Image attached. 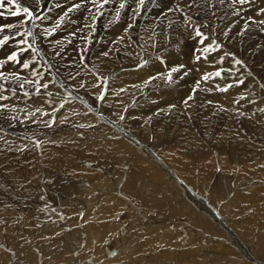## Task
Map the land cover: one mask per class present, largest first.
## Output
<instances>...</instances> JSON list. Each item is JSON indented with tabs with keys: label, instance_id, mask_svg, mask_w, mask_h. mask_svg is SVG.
<instances>
[{
	"label": "bare ground",
	"instance_id": "1",
	"mask_svg": "<svg viewBox=\"0 0 264 264\" xmlns=\"http://www.w3.org/2000/svg\"><path fill=\"white\" fill-rule=\"evenodd\" d=\"M17 7L28 8L32 16L22 10L12 15ZM0 13V40L8 37L0 44V198H31L26 193L33 188L34 194L46 198L44 191L57 189L63 181L79 189L70 199L74 206L81 204L79 198H85L81 196L83 191L98 193L99 189L108 190L99 193L106 203L109 201L105 198H119L111 194L117 190L116 181L110 185L116 176L124 174V188L132 182L127 177L131 171L126 169L130 168L135 183L128 193L119 195L124 201L116 199L120 202L115 206L108 203L115 211L112 215L119 217L120 204L128 203L125 211L150 214L147 222L169 221L172 229L169 226L165 232L170 242L162 246L169 249L161 251L152 244L155 236L163 235L158 232L163 228L158 227L153 234L126 240L127 247L138 248L131 255L123 256L119 248H110L115 252H109L112 258L107 259L108 250L100 244L91 246L87 233L83 235L85 246L96 261L148 264L146 256L151 258L149 261L160 256L161 264H174L177 253L187 256L207 250L204 244L185 245L194 240L183 231V223L201 233L209 227L205 219L193 222V214L186 211L188 207L184 208V200L176 196L175 187L191 186L197 172L202 182L213 185L201 182L204 186L193 185V191H208L209 198H213L221 183H243V175L238 174L241 169L237 173L234 168L245 169L255 159H261L264 165V95L256 86L261 85L264 91V0H15L12 4L5 0ZM77 38L90 44L76 45ZM13 53L17 54L15 61L8 59ZM195 55L201 58L193 62ZM173 67L179 71L169 82L167 73ZM217 71L220 76L203 79ZM224 88L227 91L220 90ZM102 92L104 98L99 99ZM223 104L225 111L220 109ZM203 139H211V144ZM256 146L261 150L252 158ZM237 155L243 159L238 160ZM81 169L113 172L105 178L106 184L92 183L91 175L67 177L66 172ZM260 170L258 176H263L264 170ZM165 185H174L171 202L158 200L168 198ZM239 194L235 197L242 198L253 210L254 200L250 198L257 196ZM146 198L154 208L164 209L166 204L168 215H158L160 209L155 214L150 212ZM89 199L84 200L85 206H89ZM60 210L55 207V212ZM11 211L4 209L5 217L0 215L4 219L0 224V264L53 262L60 255L52 254L57 241L52 242L51 235L41 239L43 242L35 238L37 231L29 220L33 209H18L22 218L28 219L22 222H16L15 215L8 214ZM11 215V221L23 229L21 239L13 243V233L7 230L10 239L2 234L5 226L8 229L10 220L6 219ZM49 215L47 211L45 218ZM222 215L227 220V206ZM213 218L223 222L219 215ZM46 223L44 229L41 226L43 234H51L55 225L67 228L59 240L63 248L58 259L61 264H70L67 254L71 246L78 244L76 232L63 221ZM17 225L12 224V228L18 230ZM231 229L228 232L239 243L241 238H236ZM222 236L217 238L229 244ZM199 241L205 243L195 240L197 244ZM32 244L40 248L38 258L37 251L27 249ZM83 254L71 264H84L87 254ZM115 255L118 257L114 259ZM216 258V262L224 259L219 255ZM251 259L255 264H264L256 257ZM125 260L127 263L122 262Z\"/></svg>",
	"mask_w": 264,
	"mask_h": 264
},
{
	"label": "rangeland",
	"instance_id": "2",
	"mask_svg": "<svg viewBox=\"0 0 264 264\" xmlns=\"http://www.w3.org/2000/svg\"><path fill=\"white\" fill-rule=\"evenodd\" d=\"M236 15H238V12ZM250 22H251V19H250ZM79 40H82V39L79 38L76 41L77 43L75 42L74 44H76V45L77 44L81 45L82 43L87 44V45L90 44V42H87V41L80 42ZM196 58H197V55L194 56L193 62L196 60ZM98 60H99V58H97L96 62ZM187 73H185V74L187 75ZM190 77H191V79H193L194 76L191 74ZM101 80L105 81L103 79H101ZM241 81H243V79ZM238 84L240 85V82ZM256 86H258V90L260 91V93L262 95H264V91L262 90L263 89L262 86L261 85H256ZM208 102L209 101H207V103ZM207 103L205 102L206 106H207ZM222 106H223V108H222ZM89 107H90V105H89ZM220 109L221 110L223 109V111H225L226 110L225 105L224 104L221 105ZM198 110H199V112L201 111L199 109V107H198ZM223 120H224V115H223ZM113 123H116V122H113ZM233 130L236 131V128H233ZM262 130H264V129L262 128ZM209 140H211V139H208V140L203 139V142L205 141V143L207 142V144H211L210 143L211 141H209ZM197 141L201 142L202 140H197ZM255 149H256V151H254L253 155H251L252 158L257 156L261 150V148H259L258 146H256ZM263 154H264V151H263ZM237 159L241 160L243 158L240 157L239 155H237ZM260 162H261V159H255V160H253L252 164L251 163H250V165L246 164L245 169H247L248 171L245 170L244 168H241V166H239L240 168H237V167L234 168L237 173H238V170L241 169V170H239L238 174L240 175V177L243 175L241 177V179H243L242 180L243 183L241 185H236V186L233 184L230 185V184L221 183L220 184L221 187L219 186V188H217V190L215 191V193L213 195V198H209L208 191H206V192L202 191V193H197L196 191H193L192 186L198 185L199 183L202 185V187L204 186L203 184H206V183L213 185L210 181L209 182L208 181L202 182L203 178L200 174L198 175L197 172H194L195 178H194V180H192L191 186H188V187L183 186L182 189H181V187H175V189H176L175 191L177 194L176 196L179 197L178 199L184 200V202H183L184 208L188 207V209L186 211L191 212L193 214L191 216V219L193 220V222L196 220H199V219H205L209 228H208V230L205 229V232L201 233L196 228H194V230L190 229V228H186L187 223H183V228H182L183 231L191 234L192 239L194 240V243L188 245L186 242L185 245H187L189 247L192 245L197 246V245L204 244L205 246H207V250L205 249L204 251H194L193 253H189L187 256H183L182 254L177 253L174 257V262L176 261L174 264H242V263L243 264H255L253 262V260L251 259V257H256L257 259L264 262V175L258 176V173H259L258 170L261 169L260 171H263L264 165L260 164ZM87 165L89 166V164H87ZM114 167H117V165L115 163H114ZM123 169H125V167ZM126 170L131 171L130 173L129 172L127 173L128 174L127 177H129L130 181L134 182V180L131 178L132 169L127 168ZM81 171H78V172L77 171H75V172L68 171V172H66V174H67L68 178L69 177L73 178L74 175L76 177L77 174H84V176L91 175V178L89 180L92 183L94 182V184H95L96 182L98 183L101 181L102 183L106 184L105 178L109 179V175H111L113 172V171H111V172L109 171L108 173L102 172V171L99 172L98 170H93L92 172H90V171L87 172L86 170H82V169H81ZM94 171L95 172L98 171V172L95 173ZM71 172H73V173H71ZM245 173H247V174H245ZM231 174H233V173H231ZM191 176L194 177L193 175H191ZM124 177H125L124 174L122 176H116V178L110 182V185L112 186V184L116 181L114 183V186H117V190H116V192H111V194L114 193V195L116 197H119V198H105V199H108V201H109L106 203H104V200H101V198H103V196H102V194H99V193H105L108 190L107 189H99V190H97L98 193H87L86 191H83L81 193V196L85 197V198H79L81 201V204H77L78 206H76V205L74 206V203L71 202L70 199H74L71 197H74L79 192V189H77L76 186H70L68 183H65V182L63 183V181H60L59 183H61L63 187L59 184L57 186L58 187L57 189L51 188L52 190H50L48 193L46 191H44V194L47 196L46 198H42V195L40 197V193L34 194V192H36L35 188H33L31 192L26 193V195L31 197V198H0V209H1L0 215L4 218L5 217V216H3L4 209H5V211L6 210H9V211L12 210L8 214H10V213L14 214L16 217V222H19V220H20V222H22V220L28 221V219L22 218L24 216L20 211H18V209L20 208L21 211H22V208L23 209L24 208L25 209H33V215L32 214L29 215V220L31 221V228H33L34 231H37L36 232L37 235L35 236V238L38 240H41V239H44L46 237V235H51L50 240H52V242L54 241V243H56V241H57V243L52 247V254H56V255H59V254L62 255V248L63 247H62V244L60 243L59 240L61 239V237L63 235H65V232H63V231L66 230L67 228L64 225H58V226L55 225V226H53L54 230L51 234H46L45 231L43 234L40 232L41 226L43 225V229H44V227L47 224L46 223L47 220H49V223L54 221L55 224L57 222L60 224L63 221L67 225V227L69 226L70 230L72 229L76 232V236L79 238L78 244L74 247L71 246L69 248L70 251L67 254V258H69L70 264L74 263V261L77 260L76 259L77 256L81 255L83 252H84V254H83L84 256L87 254L84 257V261H83L84 264H101L99 261H96V256H94L91 253L90 249L87 248V246H85L86 239L83 238V235H85L87 233L90 234L91 240L93 241V242L90 241L91 246H95V245L98 246L100 244L108 250V252L105 253V255H106L105 257L107 259H108V257H109V259L112 258L111 256H109V252H110L109 249L110 248H119L120 249L119 254H120V252H123V256H124V254L125 255H131L132 252L136 251L138 248L127 247L126 246V244H127L126 240L130 237H133V236L135 237V235L140 236L143 233L153 234V231L157 232L159 230L158 227L163 228V229L158 231V232L162 233L163 235H161L159 237L155 236L154 241L151 240V242L158 250H161V251L162 250H168L169 249L168 247L164 248L162 246H163V244H167L170 242V240L166 241L167 234L165 232L169 226H170L169 228H171L172 224L169 221L158 220L155 222H147L146 218L150 214H147V215L142 214L140 216V215H138V212L136 210H131V211L128 210L126 212L125 206L128 207V203L120 204L119 211H118L119 217H114L112 215L115 211L113 212V210L109 207V205L113 202L111 204V206H115L117 203L120 202V201L115 202L116 199L117 200L121 199L122 201H124L125 198H122L119 195H122L121 193H128V191L131 190V186H133V183L131 182L124 188L123 187V185H125ZM251 179H253V180H251ZM247 181H249V182H247ZM101 182L98 184H101ZM184 182L186 183V181H184ZM139 183H140V180H139L138 184ZM187 184H188V182H187ZM150 187L151 186H149L148 188H150ZM206 189H208V188H206ZM53 190L55 191V193ZM73 191H75V193ZM164 191L168 192V198H158V200L161 202H168V201L171 202L173 199V194H174V185H169V186L165 185ZM239 192H240V194H239L240 196L242 194H244V195L250 194L251 197L254 194H255V196H257V198H250V199L254 200L253 210L252 209L249 210V206L246 204L247 202L245 203L242 198H236L235 197L236 194ZM227 193H229L228 196H225V194H227ZM62 196H63V198H60ZM88 196L90 197V199L88 198ZM43 199H45V200H43ZM55 199H57V200H55ZM88 199H89V206L88 205L85 206L84 200H88ZM42 200L44 201V204H43ZM51 200L52 201L54 200L55 203H54V201L51 202ZM75 200L77 202L76 198H75ZM146 200L150 201V198H146ZM46 201L47 202L49 201L48 204L45 203ZM41 203L43 205H40ZM108 203H110V204H108ZM33 204H35V205H33ZM146 204H148L149 205L148 208L150 207V209L152 210L150 212H153L155 214V211L160 209V210H162V212H159L158 215H166V216L168 215V213H166L167 212L166 204L164 207L165 210L161 209V208H154L152 206L153 205L152 201H150V203H146ZM21 205L23 207H21ZM54 205H56V206H54ZM40 206H43V209H40ZM226 206L230 210V215L227 217H224V218H227V220L220 217V216H223L222 210H224ZM55 207L59 208V209L61 208L60 212H55ZM78 207L80 209L77 210ZM49 208H52V210H50ZM219 208H221L222 210ZM47 211H49L50 215H49V217L45 218ZM12 212H14V213H12ZM41 212H44V213H41ZM14 215H11L9 218L6 219V220H10L7 224L8 229L5 226L3 229L4 232L2 233L4 236H5V234L7 235V230H9L11 233H13V239H10V237L7 235L12 243L16 242L17 239L19 237H21V234H23L22 226L17 225L15 221H11V220H13ZM215 215H219V218H221V220L223 222H220V221L214 219L213 217ZM40 216L43 217L42 220H40ZM52 216L54 218L53 220H52ZM34 217H36V218L38 217L36 219V221H33ZM112 217H114L115 220H113L114 218H112ZM1 218H0V220H1ZM184 218L187 219L186 216ZM3 220L4 219H2L0 221V224L2 223ZM12 224L17 225L19 227V229L15 230L14 228H12ZM189 224H190V222H189ZM25 226H23V227H25ZM114 226L117 228H115ZM109 227H111V228H109ZM118 227H120L122 229L124 228L123 231H120L118 229ZM26 228H27V226L24 229H26ZM231 228H233V235L236 238H239V240L241 238L239 243H237L234 240V238L230 235V233L228 232V229L232 230ZM112 229H115V230H112ZM178 230H181V229H178ZM132 232H133V235L131 236ZM55 233H57V234H55ZM117 233H118V235H117ZM217 235L220 236L221 238L223 237L222 235H225L226 241H228L229 244L223 243L222 239L217 238L218 237ZM121 236H122V239H121ZM112 237H113V239H112ZM198 238L202 239L203 241L205 240V243L202 241H199V243L197 244V242H195V240L198 241ZM19 239H21V238H19ZM26 240H27V238H26ZM67 240H69V238H67ZM131 240H133V238L128 239L129 242ZM41 241L43 242V240H41ZM141 241L143 242L144 240H141ZM137 242L138 241L135 239V243H137ZM176 242L180 243L178 240H176ZM145 244H147V241L145 242ZM35 245L36 244H32V246H30L27 249H30L32 251H37L36 255L38 258L40 256V254L38 253L40 248L35 247ZM45 246H46V244H45ZM0 247L2 248V244H0ZM183 247H185V246L183 245ZM171 249H172V251H170V252H173L174 248H171ZM183 250H185V249L183 248ZM90 253H91V255H90ZM14 254L17 255V253H14ZM23 255H26V253H24ZM118 255L117 256L115 255L116 257H114V259L117 258ZM162 255L164 256V254H161V260H162ZM218 255L224 259H222V261L216 262V260H217L216 257ZM59 256L54 257V261L48 262V264H61L59 259H58ZM145 258H147L145 260V263L147 262L148 264H161V262L159 260L160 256H157L158 260L154 259L155 261L154 260L149 261L151 258L149 259L147 256ZM122 262L127 263L126 260L122 261ZM114 263L115 262L105 263V264H114ZM81 264H83V263H81Z\"/></svg>",
	"mask_w": 264,
	"mask_h": 264
},
{
	"label": "snow or ice",
	"instance_id": "3",
	"mask_svg": "<svg viewBox=\"0 0 264 264\" xmlns=\"http://www.w3.org/2000/svg\"><path fill=\"white\" fill-rule=\"evenodd\" d=\"M4 2H5V0H0V7H3V6H4ZM7 2H8L9 4H12V3L15 2V0H7ZM240 2L243 3L244 0H240ZM141 3H143V0H141ZM77 7H79V6L77 5ZM121 7H124V5L122 4ZM21 10H22L24 13H27L30 17L32 16V13L29 11L28 8L20 9L19 7H17V10L14 11V12H12L11 14H12V15H18L19 12H20ZM69 11H71V9H69ZM0 15H3V13H0ZM10 26H11V25H9V27H10ZM0 31H3V28H0ZM53 31H54V30H53ZM49 34H51V33H49ZM29 35H31V33H29ZM197 35H201V33H200L198 30H197ZM7 39H8V37L5 36V37H4V40H0V44H3ZM21 43H24V41H21ZM29 47H31V45H29ZM209 48H211V46H209ZM205 50L207 51L208 49H205ZM212 50H214V49H212ZM21 51H23V49H22ZM106 54H107V53H105V55H106ZM8 59H9V60H13V61H15V60L17 59V54H16V53H13L12 55H10V56L8 57ZM197 59H199V57H197ZM237 63H240V62L237 61ZM23 66H24L25 68H27V67H28V64H24ZM181 67H183V65H181ZM178 71H179L178 68H175V67L171 68V70L167 73V80H168L169 82H171V81H172V78H173V77H172V74L175 73V72H178ZM209 75L220 76L221 73H220L219 71H217V72L212 73V74H206V75L203 77V79H204V80H208V79H209ZM151 79H155V77H153V78H151ZM145 83H147V81H146ZM240 83H243V81H240ZM43 87L47 88V84L43 85ZM228 87H231V85H229ZM220 90H221V91H227V88L220 89ZM122 91H123V90H122ZM193 91H195V89H194ZM103 98H104V94H103V92H102L101 95H100V97H99V99H103ZM191 98H192L191 96L188 97V99H191ZM185 103H187V101H185ZM61 106H62V105H61ZM121 119H124V117L121 116Z\"/></svg>",
	"mask_w": 264,
	"mask_h": 264
},
{
	"label": "water",
	"instance_id": "4",
	"mask_svg": "<svg viewBox=\"0 0 264 264\" xmlns=\"http://www.w3.org/2000/svg\"><path fill=\"white\" fill-rule=\"evenodd\" d=\"M115 251H113L112 253H114Z\"/></svg>",
	"mask_w": 264,
	"mask_h": 264
}]
</instances>
